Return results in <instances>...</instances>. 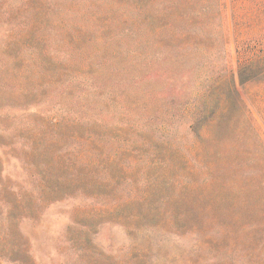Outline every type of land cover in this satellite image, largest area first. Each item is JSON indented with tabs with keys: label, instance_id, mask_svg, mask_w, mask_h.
<instances>
[{
	"label": "rangeland",
	"instance_id": "obj_1",
	"mask_svg": "<svg viewBox=\"0 0 264 264\" xmlns=\"http://www.w3.org/2000/svg\"><path fill=\"white\" fill-rule=\"evenodd\" d=\"M166 1L0 0V264H264V0Z\"/></svg>",
	"mask_w": 264,
	"mask_h": 264
},
{
	"label": "trees",
	"instance_id": "obj_2",
	"mask_svg": "<svg viewBox=\"0 0 264 264\" xmlns=\"http://www.w3.org/2000/svg\"><path fill=\"white\" fill-rule=\"evenodd\" d=\"M160 0H140V5L136 6L137 11L141 15V22L145 23L146 21L150 22L152 20V16L148 15L149 10L147 9V6L149 7H155L158 6V3ZM187 4L189 6H200L202 8L206 7L208 4H210L209 0H167L164 5L165 7L171 9L175 5H182ZM196 9H192V13L196 12ZM257 54L255 61L249 62V63H238L237 67L233 70V82H236V78L239 76H244L248 71L253 70H264V53L262 55ZM227 96V93L224 94ZM224 95L214 94L212 90L207 94L203 95L202 100L200 102V107H198V111L196 113H193L192 115V121L191 126L193 129L197 130V124L200 121V118H210V115L212 116L214 113L218 110V105L220 99ZM197 132V131H195Z\"/></svg>",
	"mask_w": 264,
	"mask_h": 264
}]
</instances>
